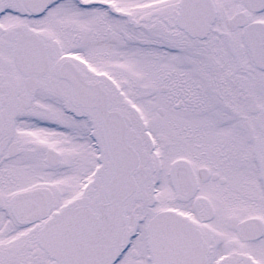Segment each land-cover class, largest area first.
I'll return each instance as SVG.
<instances>
[{
	"label": "snow or ice",
	"instance_id": "6c2138e0",
	"mask_svg": "<svg viewBox=\"0 0 264 264\" xmlns=\"http://www.w3.org/2000/svg\"><path fill=\"white\" fill-rule=\"evenodd\" d=\"M0 264H264V0H0Z\"/></svg>",
	"mask_w": 264,
	"mask_h": 264
}]
</instances>
